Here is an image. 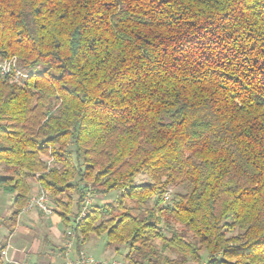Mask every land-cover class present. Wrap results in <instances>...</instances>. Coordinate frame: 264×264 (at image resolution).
Here are the masks:
<instances>
[{
    "label": "trees",
    "instance_id": "16d2710c",
    "mask_svg": "<svg viewBox=\"0 0 264 264\" xmlns=\"http://www.w3.org/2000/svg\"><path fill=\"white\" fill-rule=\"evenodd\" d=\"M35 182L77 254L264 264V0H0L11 232Z\"/></svg>",
    "mask_w": 264,
    "mask_h": 264
},
{
    "label": "crops",
    "instance_id": "0c3cea01",
    "mask_svg": "<svg viewBox=\"0 0 264 264\" xmlns=\"http://www.w3.org/2000/svg\"><path fill=\"white\" fill-rule=\"evenodd\" d=\"M37 189L38 183L35 182L33 194ZM14 210V195L0 191V249L6 247L9 242V257L38 264L60 263L65 253L63 244L66 239V227L59 215H49L38 209L21 210L11 232L12 220L9 219ZM3 251L4 249L0 251V260L3 264H8Z\"/></svg>",
    "mask_w": 264,
    "mask_h": 264
},
{
    "label": "rangeland",
    "instance_id": "374dc122",
    "mask_svg": "<svg viewBox=\"0 0 264 264\" xmlns=\"http://www.w3.org/2000/svg\"><path fill=\"white\" fill-rule=\"evenodd\" d=\"M12 60L13 59H11V61ZM13 62H15V61H13ZM5 65L7 68L9 67V63L5 64ZM145 180L149 181L150 179L148 178V176L146 174H141L137 177L136 182L139 184V183L144 182ZM170 188H171V193H173L175 190H181L182 189L181 186H177V187L171 186ZM116 194H117V192L113 191L109 194L108 198L109 199H115ZM89 196L92 199V204L93 203L94 204L99 203V202L102 203L104 201H108V199H104L103 201H101L99 198H102V196L100 197L94 192L90 193ZM51 205H52V208L54 209L55 206H54V203L52 201H51ZM55 214H56V212L54 209V213L52 215H55ZM164 224H167V223H164ZM167 225L168 226H163L162 227L163 229L162 228L161 229L166 236H170L173 227L176 225L175 224H167ZM67 242H68V239H65L64 244H63V247L65 248V253H64V255H62L63 259L61 260L60 263L64 262L67 259L66 258L67 252H68V250H70L69 251V257L72 258L75 262L78 261V259L80 257V253L82 251L86 257H91L96 262H101L103 264H112L114 262L115 263H122V264H129V263H127V261L123 257V255L117 254V252L114 249L106 247V238L103 235L102 236H96V235L92 234L91 238L84 245H82L79 254L76 253L74 246L73 247L71 246V249H68L66 247ZM76 264H79V263H76ZM191 264H195V263H191Z\"/></svg>",
    "mask_w": 264,
    "mask_h": 264
},
{
    "label": "built area",
    "instance_id": "2783aa9c",
    "mask_svg": "<svg viewBox=\"0 0 264 264\" xmlns=\"http://www.w3.org/2000/svg\"><path fill=\"white\" fill-rule=\"evenodd\" d=\"M9 63V67L7 68L5 64ZM12 63H14L13 61H3V63L1 64V70H2V74H6L7 72H9ZM171 196V189L166 193L165 195V199L168 200ZM92 204V199L89 196V194L86 196L85 198V202L82 208V211L80 213V217L84 216L86 214L87 209L89 208V206ZM31 209H38L46 214L52 215L54 213V209L52 208L51 205V199H50V193L48 190H46L44 187H42L41 185H38V189L37 191L29 198L26 206L24 207L23 210L27 211V210H31ZM22 210V211H23ZM68 234L70 236V238L68 239V242L66 244V247L68 249H71L72 246V238L74 237V230L72 228H70L68 230ZM10 241V239L8 240ZM10 247V243L8 242L6 247L4 248L3 254L5 256V260L8 264H38V263H34L28 260H23V259H14L12 257H9L7 255V251ZM69 251L67 252V259L62 262V263H58V264H92V263H97L93 258L91 257H86L85 254L81 251L80 253V257L78 259L77 262H75L72 258L69 257ZM112 264H122V263H112Z\"/></svg>",
    "mask_w": 264,
    "mask_h": 264
}]
</instances>
